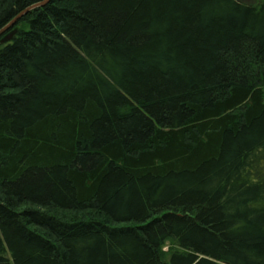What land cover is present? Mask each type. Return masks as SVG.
I'll use <instances>...</instances> for the list:
<instances>
[{
	"label": "trees",
	"instance_id": "16d2710c",
	"mask_svg": "<svg viewBox=\"0 0 264 264\" xmlns=\"http://www.w3.org/2000/svg\"><path fill=\"white\" fill-rule=\"evenodd\" d=\"M0 264H264V0H47L2 31Z\"/></svg>",
	"mask_w": 264,
	"mask_h": 264
},
{
	"label": "water",
	"instance_id": "95a60500",
	"mask_svg": "<svg viewBox=\"0 0 264 264\" xmlns=\"http://www.w3.org/2000/svg\"><path fill=\"white\" fill-rule=\"evenodd\" d=\"M47 2V0H43L42 2H39L37 4H34L32 6H30L29 8L25 9L23 12H21L20 14H18L15 18H13L4 28H2V30H0V33L6 29H8L10 26H12L16 20L23 14L25 13L27 10L33 8V7H36V6H39V5H43ZM7 38H10V35L7 36Z\"/></svg>",
	"mask_w": 264,
	"mask_h": 264
},
{
	"label": "rangeland",
	"instance_id": "374dc122",
	"mask_svg": "<svg viewBox=\"0 0 264 264\" xmlns=\"http://www.w3.org/2000/svg\"><path fill=\"white\" fill-rule=\"evenodd\" d=\"M23 12V11H22ZM13 33V32H12Z\"/></svg>",
	"mask_w": 264,
	"mask_h": 264
}]
</instances>
